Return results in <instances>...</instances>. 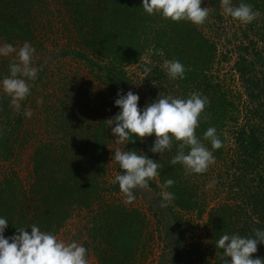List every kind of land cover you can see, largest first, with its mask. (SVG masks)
Returning a JSON list of instances; mask_svg holds the SVG:
<instances>
[{"label":"trees","instance_id":"obj_1","mask_svg":"<svg viewBox=\"0 0 264 264\" xmlns=\"http://www.w3.org/2000/svg\"><path fill=\"white\" fill-rule=\"evenodd\" d=\"M232 2L238 5L242 0ZM243 2L259 11L261 22L254 34L255 41L237 45L235 49L233 68L250 102L247 119L240 125L237 106L222 82L212 75L216 44L197 25L173 22L159 14L148 15L141 7V0H61L77 40L76 48L62 54L86 65L103 83L108 97L99 109L100 119L83 118V112L76 117V113L67 109L52 110L51 123L46 127L50 140L39 142L33 150L28 188H23L14 172L0 181V216L9 222L5 237L17 234L16 228L20 227L30 232L33 224L55 235L75 209H91L93 215L85 245L90 247L98 264H140L144 259L145 248L151 240L146 233L145 215L138 209L103 201L102 194L119 189L118 183L106 187L103 181L111 131L107 116L113 118L120 111L114 101L127 84L125 68L141 62L147 54L157 60L154 72L146 75L154 88L152 101L159 99V94L186 98L192 92L208 98L195 134L212 150L204 132L209 127L216 128L222 147L212 150L215 161L227 163L223 131L229 125L235 127L233 141L237 156L236 160L228 162L232 165L230 168L239 173L230 175L226 183L228 201L208 211L205 223L215 254L212 264H220L222 250L216 248V241L222 234L251 236L254 229H264V52L256 50L258 43H264V0ZM36 7L37 0H0V41L14 46L35 41ZM256 23H249V28H254ZM164 59H176L185 66L183 80L169 79L162 67ZM11 62L0 59V78L9 74ZM9 100L7 95H0L2 162L14 157L23 125L22 111L14 110ZM133 141L126 145V150L143 153L162 165L160 176L149 181L150 188L164 191L165 180L175 181L167 189L174 193L167 207H161V195L153 201L157 207H151L168 249L162 264H194L190 254L205 260L197 248L189 252L185 245L178 213L196 212L201 218L205 207L198 196V185L190 182L191 176L186 174L185 168L180 163H170L177 153L178 142L174 141L172 148L160 157L159 153L150 151L153 136L142 140L133 137ZM257 257L264 258V245H257L252 258Z\"/></svg>","mask_w":264,"mask_h":264},{"label":"rangeland","instance_id":"obj_2","mask_svg":"<svg viewBox=\"0 0 264 264\" xmlns=\"http://www.w3.org/2000/svg\"><path fill=\"white\" fill-rule=\"evenodd\" d=\"M201 7L208 8L209 15L205 23L199 25L198 28L216 44L217 48L212 75L221 81L227 89V93L239 110V124H244L250 102L238 74L233 68L236 61L235 49L237 45H247L248 41H255L256 36L254 34L260 27L261 20L258 17L253 20L258 22L254 28H249V24L244 25L237 22L223 13L221 0H201ZM36 9L38 22L36 38L30 43L36 49L33 64L38 66L41 71L38 72L37 79L30 82V95L21 104L23 125L14 157L6 162L0 161V181L10 172H14L25 189L31 183L34 148L39 142L50 140L46 127L51 123L52 110L67 109L68 112L76 113V117L80 116L79 112H83V118L95 117L100 119L99 109L103 108L105 104L103 102L108 97V92L103 83L86 65L72 56L62 54L76 48L77 40L67 21L61 0H37ZM214 15H218L220 19L215 18ZM0 43L3 42L0 41ZM21 45L15 46L18 49ZM262 49L264 52V43H258L256 50ZM14 57L15 54H12L8 57H0V59L13 61ZM156 63L157 60L152 59L150 54H147L143 56L141 62L125 68L127 84L122 94L128 91L137 94L139 96L138 107L140 108H144L153 102L151 100L152 90H154L153 84L148 83L146 79L148 73L144 72V67L148 65L153 68ZM153 72L154 69L151 73ZM98 92H102L101 96L97 95ZM2 94L6 95L0 90V95ZM27 109L32 111L30 118L24 115ZM109 119L111 118L107 116V121ZM112 127L114 125H111V129ZM234 128L233 125H229L223 131L225 139L223 148L225 157L228 158L226 160L227 165L215 161L205 173L193 175L186 172L188 176H191L190 182L198 185V196L205 207V212L201 218L197 217L196 212L178 213L184 228L187 251L190 252L192 248H197L199 253L205 257V260H200L190 254V259L194 261V264H212L215 259L208 239L209 229L205 223L208 218V211L228 201L229 198L225 190L226 183L230 175L239 173L230 168L232 165L228 162L232 159L236 160L237 156L233 141ZM153 137L155 140L154 135ZM116 148L123 149L124 145L116 144L113 133L110 131L106 149L107 167L103 178L106 187L113 183L115 175L121 171L118 163L112 157ZM126 148L125 146V150ZM225 173H228L229 176L227 177ZM219 175L221 176L219 177ZM162 191L161 188L158 192L152 188H137L134 190L136 199L131 204L124 202L123 194L119 192V189L104 191L102 194L103 201L138 209L145 215L146 233L151 237V240L145 248V257L139 262L140 264H162L166 254H168V249H166L165 241L162 238L163 232L151 211V207L154 209L157 207L153 201L161 195ZM94 207L95 205L92 206V209ZM92 215L91 209H75L55 235L65 242L76 241L83 245L88 250L89 264H98L90 247L87 248L85 245L88 243L87 231Z\"/></svg>","mask_w":264,"mask_h":264},{"label":"clouds","instance_id":"obj_3","mask_svg":"<svg viewBox=\"0 0 264 264\" xmlns=\"http://www.w3.org/2000/svg\"><path fill=\"white\" fill-rule=\"evenodd\" d=\"M221 3L226 16L244 25L260 15L258 10H253L252 5L243 0L238 5H234L232 0H221ZM141 7L148 15L159 14L173 22L187 21L197 26L203 25L209 15V9L201 7V0H141ZM35 52V47L28 41L18 49L11 43H0V57L15 54L13 62L9 64V74L0 78V90L10 98V105L16 111L21 109L22 102L30 95V82H34L41 71L33 64ZM163 67L170 80L184 79L186 69L179 60L164 59ZM152 69L145 65L144 72L151 73ZM117 96L114 104L120 111L107 122L109 126L115 125L111 131L116 144L124 145L123 149L116 148L112 157L121 169L113 182L118 183L126 204L136 199L135 189H149V181L159 177L162 168L158 160L134 150H125L128 143L134 142L133 137L142 140L154 135L150 151L159 153L160 157L172 148L174 141L178 142L177 153L170 163H180L189 174L205 173L215 163L212 150L222 147L216 128L209 127L204 132V138L209 141L212 150L205 147L195 134L209 103L207 97L199 92H192L186 98L159 94V99L140 108L139 96L132 91L122 95L118 92ZM24 115L30 118L31 109H27ZM174 183L173 179L164 181L161 207H167L174 199V193L167 191ZM8 223L6 218L0 216V264H89L88 250L76 241L60 240L56 235L42 231L36 224L30 226V232L20 227L16 228L17 234L5 237ZM258 244L264 245V229H254L251 236L222 234L216 241V248L222 250L220 264H264V258H252Z\"/></svg>","mask_w":264,"mask_h":264}]
</instances>
